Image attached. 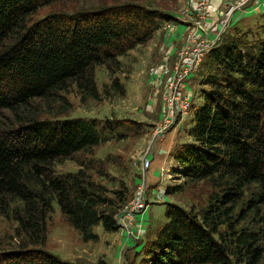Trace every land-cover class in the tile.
Here are the masks:
<instances>
[{
  "label": "trees",
  "instance_id": "trees-1",
  "mask_svg": "<svg viewBox=\"0 0 264 264\" xmlns=\"http://www.w3.org/2000/svg\"><path fill=\"white\" fill-rule=\"evenodd\" d=\"M55 1L0 0V116L15 115L0 129V216L17 224L23 241L0 264H76L44 249L54 202L85 241L98 239L99 225L118 230L126 198L106 197L82 167L55 170L105 142L98 120H39L30 107L73 86L84 99L98 98L96 68L119 69L121 57L171 19L129 4L31 22ZM251 35H228L211 50L191 140L174 156L182 168L176 173L213 187L208 205L167 203V222L140 264H264V38Z\"/></svg>",
  "mask_w": 264,
  "mask_h": 264
},
{
  "label": "rangeland",
  "instance_id": "rangeland-1",
  "mask_svg": "<svg viewBox=\"0 0 264 264\" xmlns=\"http://www.w3.org/2000/svg\"><path fill=\"white\" fill-rule=\"evenodd\" d=\"M129 4L159 11L171 19L162 22L160 29L147 43L135 47L121 57L119 69H109L107 66L96 68L98 98L84 99L76 86H73L65 93L45 100H36L30 107L31 112L38 114L39 120L55 122L63 118L79 117L98 120L106 138L105 142L93 151L78 153L72 159L57 164L55 170L57 174L76 173L82 167L87 175L91 176L95 186L105 192L106 197L116 201H121L122 196L126 198L121 204L117 218L138 193L142 184H145L142 183L145 174L143 162L146 159H163L166 144L173 148V144L181 138L186 139L183 145L191 140L189 131L194 110L177 119L169 127L165 126L169 85L176 77L177 65L181 62L180 54L187 50L191 37L199 36L212 43L213 48L228 35L239 32H251L250 38H264V13L258 18L252 17L237 23V18H244L241 15L250 5L239 6V0L228 3L226 11L222 12V17L217 20L218 25L224 29H213L212 34H209L211 31L207 29V22L201 26L197 24L199 19L193 8L195 2L192 0L185 3L182 0H58L41 7L32 16L31 22L51 14L72 15ZM236 16L238 17L235 19ZM245 16L248 17L249 14ZM233 18V24L229 25ZM209 56L210 53L194 74L197 82L191 81L185 88V93L192 100L193 109L202 103L199 100L201 90L205 87L201 85V80L210 71ZM14 116L5 111L0 116V129L8 127L10 122L14 121ZM171 133L176 135L173 141L168 140ZM176 147L172 149L171 159L179 150V147ZM169 170L165 173L169 182L167 187L164 179L152 186L145 184L149 187L146 195L147 209L152 208L154 213L152 237H148L145 243L140 244V239L147 236V228L141 231L136 226L137 221H141L143 212L134 217L132 222L125 220L121 214L122 221L119 222L116 232H106L102 225H99L94 228L98 239L85 241L82 234L68 223L59 205L54 202V209L47 219L44 249L64 261L76 264H140L145 245L154 239L155 233L167 222V203L178 204L188 210L192 207L201 210L208 205L214 192L213 187L206 181L191 182L181 173L174 177L173 167ZM175 186H181V190L168 195L167 188ZM161 187H165V190L160 189ZM19 234L15 222L0 216V259L2 256L3 260L4 254L19 249L23 242ZM132 239L135 240L134 243Z\"/></svg>",
  "mask_w": 264,
  "mask_h": 264
},
{
  "label": "built area",
  "instance_id": "built-area-1",
  "mask_svg": "<svg viewBox=\"0 0 264 264\" xmlns=\"http://www.w3.org/2000/svg\"><path fill=\"white\" fill-rule=\"evenodd\" d=\"M253 0H239V6H248ZM211 0H196L194 11L198 16V25H205L210 17ZM187 50H183L180 54L181 62L177 65V73L174 80L169 85L170 94L168 97V114L166 119V128L172 125L180 117L187 115L193 111V103L191 98L185 93V88L195 78L196 74L203 62L213 49V44L199 36H192L188 42ZM150 161L143 162V169H148ZM170 173V172H168ZM149 187L145 184L139 188L138 193L131 199L127 206L117 218L118 225L125 220L132 222L134 217L144 212L148 207V198L146 197ZM129 223V222H126Z\"/></svg>",
  "mask_w": 264,
  "mask_h": 264
},
{
  "label": "crops",
  "instance_id": "crops-1",
  "mask_svg": "<svg viewBox=\"0 0 264 264\" xmlns=\"http://www.w3.org/2000/svg\"><path fill=\"white\" fill-rule=\"evenodd\" d=\"M184 3L191 1V0H182ZM193 2H196V0H192ZM235 0H211L210 6H209V10H210V18L207 21V25H209L207 27V29L209 30V32L211 31L212 34V30L214 29H224V27L221 28L220 25H218L217 20L218 18L222 17L221 14L222 12L224 13L227 8L228 3H234ZM262 13H264V0H253V2L247 7L246 10L243 11L241 16H244V18L239 19L237 18L238 16L234 17L235 19L237 18V23L239 24L242 20H250L252 17H259V15H262ZM249 14L248 17H246L245 15ZM232 20V23H230L229 25H232L234 22V19ZM210 25L212 26V29H210ZM205 27V28H206ZM203 29V28H202ZM193 82H195V78L192 80ZM197 82V81H196ZM199 102H203L202 97L200 98ZM195 110V109H193ZM174 137H176V135L174 134H170L168 137L169 141H173ZM184 137V136H183ZM185 138H181L180 141H178L176 144H173V148L171 146L168 147L166 144V153L163 156L164 158H160V159H156L153 161H150L148 159V161H150V166L148 169H144L145 174H143L142 177V183H145L147 185H154L158 182H160L162 179L165 180V185L166 187L168 186V180L166 178V171H168L169 169H171L173 167L174 171L175 170H181V166L177 163L176 159H171V152L173 151L172 149H174L176 146V148L179 147V149L182 147L183 145V141H185ZM143 168V167H142ZM170 171V170H169ZM173 171V176L176 177L178 176L176 172ZM151 183V184H150ZM165 187H161L160 189H164ZM153 217H154V213L152 211V208L147 209L145 212H143L142 217L140 218L141 221H137V227L142 230L145 231V228H147L146 232H147V236L143 237L142 239H140V244H143L147 241L148 237H152L151 236V229H152V223H153ZM138 230V229H137ZM141 233V232H140ZM156 234V233H155ZM133 243L135 240H133Z\"/></svg>",
  "mask_w": 264,
  "mask_h": 264
}]
</instances>
